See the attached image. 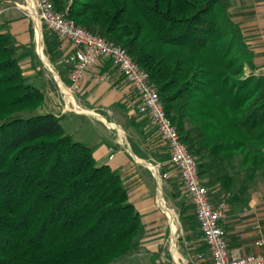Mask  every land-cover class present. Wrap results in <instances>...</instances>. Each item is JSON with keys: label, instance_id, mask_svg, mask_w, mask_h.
Listing matches in <instances>:
<instances>
[{"label": "trees", "instance_id": "1", "mask_svg": "<svg viewBox=\"0 0 264 264\" xmlns=\"http://www.w3.org/2000/svg\"><path fill=\"white\" fill-rule=\"evenodd\" d=\"M52 1L149 73L204 184L244 211L264 176V76L226 0ZM46 33L52 62L74 49ZM37 56L0 26V264H122L143 251V217L121 175L46 111L23 67Z\"/></svg>", "mask_w": 264, "mask_h": 264}, {"label": "crops", "instance_id": "2", "mask_svg": "<svg viewBox=\"0 0 264 264\" xmlns=\"http://www.w3.org/2000/svg\"><path fill=\"white\" fill-rule=\"evenodd\" d=\"M226 2L230 6L232 20L240 25L254 54L256 71L263 76L264 0ZM37 4L38 0H0V26H4L5 32L10 33L22 47L35 42L38 56L34 60L29 58L24 61L23 67L31 81L39 83L46 94V111L63 120L70 117L88 119L103 135L102 139L96 138L92 142H79L94 148V157L99 165L109 166L121 175L131 202L143 217L146 229L143 246L155 252L162 250L178 232H184V225L187 227L190 224L182 219V206H190L188 215L194 216L191 212L193 205L176 196L175 189L181 178L178 171H169L174 167L165 159L170 156L167 145L151 124L149 116L139 113L141 102L137 93L110 61H104L94 68L81 90L70 99L64 95L70 86L69 74L62 61L52 62L45 54L46 32L43 28L37 31L31 18ZM59 50L65 52L73 48L66 42ZM102 74H109L113 83L97 82L95 78ZM162 190L165 192L164 198ZM210 193L215 204L224 201L221 200L219 188L211 189ZM162 198L166 203L163 207L160 205ZM230 207L231 213L222 227L231 250L243 255L259 252L254 241L259 237L257 230L264 239V176L250 191L244 211L238 212ZM197 234L202 237L200 230ZM200 243H203V238L202 242L200 238L195 246H191L196 250L201 247ZM200 252L192 260L196 261ZM203 255L209 259V254L207 257Z\"/></svg>", "mask_w": 264, "mask_h": 264}, {"label": "built area", "instance_id": "3", "mask_svg": "<svg viewBox=\"0 0 264 264\" xmlns=\"http://www.w3.org/2000/svg\"><path fill=\"white\" fill-rule=\"evenodd\" d=\"M31 18L37 31L44 28L73 44L74 49L62 60L70 69V86L68 91L64 92L66 97L70 99L79 92L83 82L91 77L94 68L104 61H110L137 93L141 102L139 113L149 116L151 124L169 149V162L179 172L209 254V259L200 254L196 261L179 260L176 257L175 263L200 264L210 261V264H264V239L260 237L258 230L256 234L259 237L254 241V245L260 249L259 252L243 255L231 250L222 227L231 213V207L226 201L217 204L212 201L210 190L199 174L197 161L167 116L161 96L149 73L143 70L126 50L79 27L68 19L67 13L57 12L52 0H38L37 10L31 13ZM95 79L97 82L113 83L109 74H102ZM160 205H164L163 198ZM170 248L174 254L177 249L175 236L170 240Z\"/></svg>", "mask_w": 264, "mask_h": 264}, {"label": "rangeland", "instance_id": "4", "mask_svg": "<svg viewBox=\"0 0 264 264\" xmlns=\"http://www.w3.org/2000/svg\"><path fill=\"white\" fill-rule=\"evenodd\" d=\"M43 30L45 32L49 31V30H45L44 28H43ZM46 34L44 33V40H45ZM60 61H62V60H60V56H59L58 63H60ZM52 69L55 72H57L54 69V67H52ZM251 74L252 73L250 70H248L246 72L247 76H249ZM255 75L262 76V74H258L257 71H255ZM31 82H32V84H34L35 86H37L38 88L41 89V85L39 83H36V81H33V80ZM61 122H62V125L64 126L66 132L68 134L74 136L76 141L92 142L96 138H100V139L103 138V135L100 134L99 130L95 129L92 126V124H91L92 122L89 121L88 119H80V118H76V117H74V118L70 117V118H66L64 120L62 119ZM169 157L170 156L168 155V157H165V159L169 161V159H170ZM168 166H170V165H168ZM169 171L175 172L177 170L175 168H171ZM161 186H162V184H161ZM182 188H183V184L181 181H179V183H177V188L175 189V190H177L176 196L185 199L184 200L185 203H187L188 201L191 203L187 194L186 193L183 194L184 188H183V190H182ZM161 192H162L161 195L164 198L165 197L164 190H162ZM164 206H166L165 200H164ZM171 208H173V207H171ZM188 208L190 209L191 207L189 206ZM191 212L195 216L194 209H191ZM194 216H192V218H194ZM191 222H193V223H191V224H189V226H187L189 228V230L184 225V229H185L184 232L180 231L175 235L176 241H177V249L174 252V254L171 251L170 242L167 243V246L165 248H163L162 250L157 251V252L152 251L147 246H143V251L139 255L132 257L131 259H129L128 261H126L122 264H176L174 258L176 259V257H177L179 260L185 259V261H186L188 259V261H192V257L195 256V254L198 251H201L200 252L201 254H206V257H207L208 256V250L206 249L204 242L200 243L201 247L200 246L197 247L199 249H196V250H194L193 247L191 246L192 244L195 246V243L198 242V240L200 241V238H201V242H202V237H199V235L197 234L198 230H200V228L198 227L196 219L191 220ZM176 223L178 224L177 219H176ZM182 225H183V223H182ZM180 228H181V223H180ZM182 228H183V226H182ZM142 243H143V245L145 244L144 239L142 240ZM208 262L209 261H207L205 264H208Z\"/></svg>", "mask_w": 264, "mask_h": 264}, {"label": "bare ground", "instance_id": "5", "mask_svg": "<svg viewBox=\"0 0 264 264\" xmlns=\"http://www.w3.org/2000/svg\"><path fill=\"white\" fill-rule=\"evenodd\" d=\"M166 209V208H165ZM176 229V228H175Z\"/></svg>", "mask_w": 264, "mask_h": 264}]
</instances>
